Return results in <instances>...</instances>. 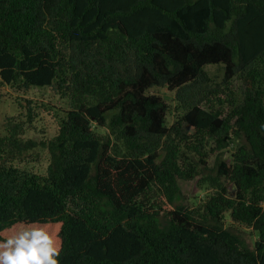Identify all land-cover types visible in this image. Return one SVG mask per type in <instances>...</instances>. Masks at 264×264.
Returning <instances> with one entry per match:
<instances>
[{"label":"trees","instance_id":"obj_1","mask_svg":"<svg viewBox=\"0 0 264 264\" xmlns=\"http://www.w3.org/2000/svg\"><path fill=\"white\" fill-rule=\"evenodd\" d=\"M3 85L69 109L40 142L6 117L0 242L46 226L60 264H264V0H0ZM37 147L43 173L15 165Z\"/></svg>","mask_w":264,"mask_h":264},{"label":"rangeland","instance_id":"obj_2","mask_svg":"<svg viewBox=\"0 0 264 264\" xmlns=\"http://www.w3.org/2000/svg\"><path fill=\"white\" fill-rule=\"evenodd\" d=\"M206 69L212 74L217 73L219 75L218 80H220L223 73L222 68L209 65ZM240 84L241 82L236 83L237 86ZM151 92L163 96L172 106H176L175 93L167 88L154 87ZM29 101H31L30 105L33 106L34 115L33 122L30 124H28V112L25 109V105H28ZM68 109V103L48 87L26 90L20 89L18 86H0V137L3 138L8 134L6 117L21 115L15 122H24L27 127L24 140L33 139L37 142L50 140L57 135L59 118L63 117ZM172 113L174 114V112ZM173 114L169 115L171 123L174 119ZM49 159L48 150L37 147L33 151L24 152L19 156L15 165L22 169L28 168L37 173H43L48 167ZM197 183L198 180L182 182L183 191L187 197V200H183L184 203L198 205L204 198L206 191L202 190ZM245 236L251 239L250 233L245 234Z\"/></svg>","mask_w":264,"mask_h":264},{"label":"clouds","instance_id":"obj_3","mask_svg":"<svg viewBox=\"0 0 264 264\" xmlns=\"http://www.w3.org/2000/svg\"><path fill=\"white\" fill-rule=\"evenodd\" d=\"M61 243L46 226L26 227L0 242V264H60Z\"/></svg>","mask_w":264,"mask_h":264}]
</instances>
